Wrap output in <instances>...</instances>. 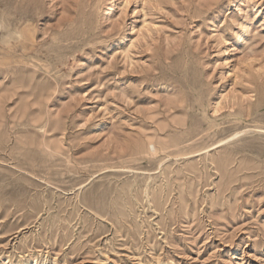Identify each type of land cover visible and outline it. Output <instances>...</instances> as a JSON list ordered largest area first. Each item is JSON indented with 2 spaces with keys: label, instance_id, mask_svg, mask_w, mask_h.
<instances>
[{
  "label": "rangeland",
  "instance_id": "obj_1",
  "mask_svg": "<svg viewBox=\"0 0 264 264\" xmlns=\"http://www.w3.org/2000/svg\"><path fill=\"white\" fill-rule=\"evenodd\" d=\"M0 264H264V0H5Z\"/></svg>",
  "mask_w": 264,
  "mask_h": 264
},
{
  "label": "bare ground",
  "instance_id": "obj_2",
  "mask_svg": "<svg viewBox=\"0 0 264 264\" xmlns=\"http://www.w3.org/2000/svg\"><path fill=\"white\" fill-rule=\"evenodd\" d=\"M4 2H5V0H0V6H1ZM7 44H8V43H7ZM239 132H240V131H239ZM238 134H239V133H238ZM238 134L236 133V134H235V137L238 136ZM231 136H232V135H231ZM233 136H234V135H233ZM233 136H232V137H233ZM235 137H234V138H235ZM221 144H222V143L219 142V143L216 144L214 147H218V146H220ZM260 145H262V144H260ZM152 148H153V146H152ZM262 150H263V149H262Z\"/></svg>",
  "mask_w": 264,
  "mask_h": 264
}]
</instances>
